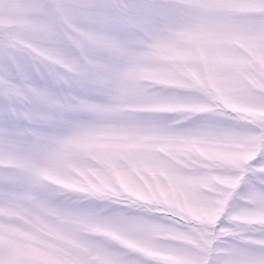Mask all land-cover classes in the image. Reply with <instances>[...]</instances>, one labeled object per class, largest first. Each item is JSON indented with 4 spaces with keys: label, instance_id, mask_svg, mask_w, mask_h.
I'll return each instance as SVG.
<instances>
[{
    "label": "clouds",
    "instance_id": "1",
    "mask_svg": "<svg viewBox=\"0 0 264 264\" xmlns=\"http://www.w3.org/2000/svg\"><path fill=\"white\" fill-rule=\"evenodd\" d=\"M0 101V264H264V0H0Z\"/></svg>",
    "mask_w": 264,
    "mask_h": 264
},
{
    "label": "rangeland",
    "instance_id": "2",
    "mask_svg": "<svg viewBox=\"0 0 264 264\" xmlns=\"http://www.w3.org/2000/svg\"><path fill=\"white\" fill-rule=\"evenodd\" d=\"M25 74L30 75L31 78L35 80L38 84H41L44 86H51L50 80L42 79L41 76L36 71L32 70L31 68L26 69ZM16 78L19 79L20 77L17 76ZM3 119H5V110H4L3 102L0 101V121H2Z\"/></svg>",
    "mask_w": 264,
    "mask_h": 264
}]
</instances>
